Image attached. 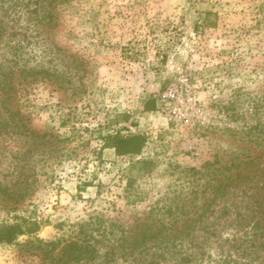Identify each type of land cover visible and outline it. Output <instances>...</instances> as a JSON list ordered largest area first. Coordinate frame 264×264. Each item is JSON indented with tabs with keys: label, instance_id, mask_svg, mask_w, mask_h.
Returning a JSON list of instances; mask_svg holds the SVG:
<instances>
[{
	"label": "rangeland",
	"instance_id": "1",
	"mask_svg": "<svg viewBox=\"0 0 264 264\" xmlns=\"http://www.w3.org/2000/svg\"><path fill=\"white\" fill-rule=\"evenodd\" d=\"M3 1L0 225L38 230L0 244V264H54L84 236L94 258L71 264H166L161 249L131 250L133 237L158 229L165 207L192 204L204 179L189 170L215 160L258 167L242 165L251 179L214 203L207 254L264 263L261 231L247 258L221 244L264 217V0H69L53 4L49 27L33 18L49 0ZM116 134L147 142L117 157L103 140ZM137 160L152 170L130 171Z\"/></svg>",
	"mask_w": 264,
	"mask_h": 264
},
{
	"label": "trees",
	"instance_id": "2",
	"mask_svg": "<svg viewBox=\"0 0 264 264\" xmlns=\"http://www.w3.org/2000/svg\"><path fill=\"white\" fill-rule=\"evenodd\" d=\"M3 4L4 1L0 0ZM69 0H49L47 6L44 7L42 12L46 13L43 16L36 17L34 20L37 23L46 24L49 27L53 22V15L51 8L53 4L58 2H67ZM10 4H13L15 8H21L25 5L23 0H10ZM7 12L2 13V18L9 20L7 18ZM15 12H11L9 16H12ZM32 18V17H31ZM11 21V20H10ZM15 21V19H14ZM46 22V23H45ZM0 39L2 34L6 31V23L0 21ZM15 42V41H14ZM1 45V44H0ZM11 48L15 51L21 49L19 43H14ZM104 147L111 148L114 150L117 157H126V156H138L140 155L142 149L144 148L147 138L144 135H130L128 137H122L118 134L108 135L104 137ZM218 160H215L213 163H204L203 171H197L190 169L193 173L192 176L200 175L199 178H193L192 182H198L200 178L204 179V184L202 186H196L190 191L192 204H183L176 206L174 208L165 207V217L160 222V227L156 230L152 225H148L141 231L138 239L133 237L131 250L138 248V246H148L156 247L161 249L160 258L163 259L166 264L170 259L176 260L177 264H192L198 262V257L208 259L212 264H253L250 262L247 263H237L236 261L232 262L229 260L231 256L222 254H216L215 257H212L207 254L206 246L207 244L215 237L214 234L216 229H213L214 224L209 223L208 215L210 213H215L213 205L216 201H221L226 197L232 190L239 189L243 185L245 179H251L249 173H244L245 169H240L242 165L253 164V160L250 162H238L233 163L236 171L231 172L232 169L226 167H215L214 164ZM153 161L151 160H137L131 163L129 170L133 171L138 169V171L150 172L152 170ZM253 167H258L257 162H254ZM227 170L228 172H224ZM251 170V169H250ZM256 169L255 172H257ZM130 182L133 180L130 178ZM132 183L128 184V187H131ZM86 186V185H84ZM199 188H202L200 191ZM201 193L204 195V201L200 205H193V202L196 201L198 194ZM208 194L207 196H205ZM261 204H259L260 206ZM227 208L225 207L221 213L226 215ZM230 209L228 213L230 214ZM244 226H249L251 220H244ZM154 223V222H153ZM222 222L220 221L219 224ZM264 217L261 219L260 223H253L250 229L251 234L245 233L242 237L235 239L221 241V244H230V247L226 249L233 250L235 254L239 257L247 258L251 255L249 252V246L255 247V236L257 231H261V235L264 236ZM38 230V225L35 221H28L25 219H20L12 224H2L0 225V244H10L15 241L20 236L30 235L35 233ZM246 237H250L247 241ZM248 243L250 245L248 246ZM219 246L221 245L218 243ZM222 256V257H221ZM94 258V251L89 245L87 237L77 238L75 241H69L61 250L60 256L54 261V264H71V263H81L83 261H91ZM264 264V263H262Z\"/></svg>",
	"mask_w": 264,
	"mask_h": 264
}]
</instances>
